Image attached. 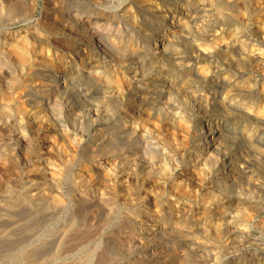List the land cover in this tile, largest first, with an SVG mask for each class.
<instances>
[{"label": "bare ground", "instance_id": "bare-ground-1", "mask_svg": "<svg viewBox=\"0 0 264 264\" xmlns=\"http://www.w3.org/2000/svg\"><path fill=\"white\" fill-rule=\"evenodd\" d=\"M1 1L0 57L17 59L16 72H1L7 85H12L10 91L21 112L17 120L7 122L3 128L12 141L26 142L32 129L43 137L50 150L66 153L63 144L58 145L51 136L59 124L61 110L70 111L65 107L64 96L82 74H95L97 78L105 75L108 45L120 55L127 54L119 61L121 73L107 79V96L102 97L103 104L120 103L124 114L117 128L110 129L114 135H105L108 154L98 164L103 182L94 181L92 170L87 167L79 169L77 177L93 189L91 197H82L84 203L99 207L115 196L125 213L146 216L134 222L125 236L114 237L113 231L98 236L100 243L134 248L135 256L121 264H180L177 257L186 252L201 264H264V247L260 248L264 240L248 234L256 216L264 214V184L253 180L251 156L247 157L246 150L222 153L224 122L216 114L221 109L264 125V6L258 11L263 14V20L259 18V39L247 37L238 25L221 28L215 25L220 22H215L200 44L180 56L175 51L184 35L206 28L209 21L221 14L218 4L224 3L229 11L232 0H173L156 27L150 20L158 0H143L151 8L146 12L138 6L140 0H72L70 6L66 4L69 0H52L55 13L59 14L57 20L80 41L69 48L52 38L33 42L31 34L16 33L19 25L29 24L30 30L35 27H31L28 17L34 5L25 0ZM49 17L52 19L47 15L46 21ZM113 23L135 28L140 25L150 33L142 34L143 41H136L119 31L115 41H110V33L105 30ZM82 47L87 49L84 54ZM167 64L177 68L176 73L166 72ZM183 97L189 101L188 106L183 104ZM127 98L134 103L130 105ZM129 109L134 112L132 115L126 112ZM165 138L184 148L178 146L179 150L168 153L162 143ZM191 139L194 145L188 148ZM247 143L249 154H254L255 149L263 156L264 136L252 133ZM154 152H159L160 159H152L153 163L148 164L147 159ZM42 162L30 166L40 168L47 160ZM51 180L48 177L45 181ZM244 180L252 187L239 188L248 196L240 200V195L230 191ZM36 193L37 199L42 198L41 191ZM240 218L243 220L239 221ZM213 231L219 238L215 250L203 243ZM166 236L177 238L180 247L169 253L161 242ZM251 241L258 246L256 249ZM245 244L255 250L254 255L245 254L251 258L237 253L243 251ZM69 245L73 252L69 258L79 255L74 252L75 244ZM257 249L263 250L259 253ZM95 257L91 251L87 260L79 264L108 262L105 257L95 262ZM64 261L63 264L69 262Z\"/></svg>", "mask_w": 264, "mask_h": 264}, {"label": "rangeland", "instance_id": "rangeland-1", "mask_svg": "<svg viewBox=\"0 0 264 264\" xmlns=\"http://www.w3.org/2000/svg\"><path fill=\"white\" fill-rule=\"evenodd\" d=\"M25 1L34 5V9L30 11L28 17L32 21L31 27L35 26L36 31L33 27L30 30L29 24H23L15 28L14 31L16 33L23 34V36L31 34L30 39L33 42H43L45 39L52 38L53 41L57 40L66 48L79 44L80 41L78 42L77 37L72 35L68 28L63 27V22L57 20L56 15L58 16L59 14L55 13L56 9L52 0ZM142 1L140 0L138 6H141L144 12L149 9L151 10L148 4ZM0 2L2 1L0 0ZM231 2V9L229 11L226 10L225 4L220 2L218 6L221 14H218L211 21L212 23L209 21L206 28L193 29L185 34V37L180 40L179 45L176 47L175 52L180 56L186 55L194 45L202 42L206 31L214 26H211V24L215 22H220L215 25L218 27L222 26L223 28H229V24L238 25L242 33L247 37L255 40L259 39V32H261L262 28V21L260 22V20H263L264 13L261 15V13L258 14V11L264 6V0H232ZM66 4L70 6L72 0H69ZM171 5H173V0H158L156 3L158 10L153 11L154 16L150 20V24L152 22L155 23V27L159 25L162 15H164L163 13H166L167 7ZM116 6H113V8L116 9ZM47 15L51 16L52 19L49 17L50 20L46 21ZM232 29L234 30L235 28ZM145 30L140 25L135 28L127 24L118 25L113 23L106 28L105 32L110 33V41H115V37L119 31L127 39L134 38L136 41H143L144 38L141 39L142 34L146 35L150 33V31L145 32ZM81 51L84 54L85 51L87 52V49L82 47ZM123 55L124 57L127 56V54L120 55L108 45V61L105 64L106 69L103 70L105 75L97 78L95 74H92L93 76L87 73L82 74L76 79L75 87L64 96L67 100L65 107L67 106L70 111L64 112L61 110L60 115L57 117L59 124L51 136L58 145L63 144L66 153H59L53 148L50 150L47 143L42 141L43 137H39L38 133L32 129L28 133L26 142L24 143L12 141L9 134L3 130L4 125L7 122L17 120L21 112L19 111L18 104H16L15 95H12L10 91L12 85H7L8 80L1 77V72L4 70L16 72L17 67L14 62L17 59L14 57H0V264H63L64 260L69 261L68 263L66 261V264H70L73 260L71 264H74L76 261L79 264V262L84 263L87 260L86 257H88V253L91 251L94 253V256L98 257H95V262L99 258L105 257L108 261L106 264L110 262V264H121L131 260L135 256L134 248L128 245L124 247L128 246L129 248H124L123 246L114 248L109 243L107 245L102 242L100 243L101 240L99 238L103 234L112 233L111 231H113L112 235L114 234V237L120 238L134 226V222L141 218L143 219L146 215L134 216L131 215V212L125 213L122 207L117 205L119 202L115 196H113L114 200L111 202L104 201L101 203L102 206L99 207H94L90 203H84L81 199L91 197L93 189H91V186H88L85 180L78 178L81 171L79 169L87 167L92 170L94 181L103 182V174L98 169V164L108 154V152L106 153V137L110 138L114 135L110 132V129L112 131L113 127L117 128L124 114L122 111L123 106L117 101L109 105L107 103L103 104L102 100L107 96V79L109 77L112 78L113 74L121 73L122 71L119 61L121 58H124ZM96 59L98 60V58ZM167 65H165L166 69L164 68V70L170 74L176 73L178 70L172 64H170L171 66ZM36 73L39 74L38 70ZM42 73H44V70ZM180 100L179 102L182 103L183 101V104H187L188 106L189 101L187 103L186 98L183 97V100ZM125 101L129 104L134 103L130 99ZM131 111L132 109H129L126 112L132 115L134 112ZM219 111L216 114L222 119V123L224 122L225 131L222 139V153H232L242 149L246 150L247 157L251 156L250 169L253 173V180L263 185L264 154L262 156L260 152L255 153V149L253 148L254 154H249L248 147L250 144L247 143V139L252 133H255V136H264V125L258 123V121L254 123L251 119H247L248 117L228 114L221 109ZM128 114L127 116H130ZM262 125L263 128L261 127ZM107 127L108 132L106 133ZM40 142L44 145L42 144L41 146ZM170 142L171 139L169 141L166 138L162 141L164 143L163 147L168 153L170 151L175 152L174 149H177L178 146L179 149L184 148V145L180 143L177 145ZM193 145L194 140L191 139L187 142L186 146L191 148ZM121 149L123 148L121 147ZM158 153L154 152L150 155L151 157L147 159L148 164L153 163V161L157 162L160 159V154ZM152 159L155 160L152 161ZM43 160H47V163L40 168L30 166L31 163H44L42 162ZM48 177L53 178V180L50 182L45 181ZM87 179L90 181L89 178ZM38 181L40 182V186L38 185ZM251 184L248 180H244L240 183L242 187L239 186L235 190L232 189L233 191L231 190L230 194L240 195L239 199L241 200L246 195L240 189L247 186L250 188L252 187ZM36 190L41 191L42 198H36ZM247 198L248 196L243 200ZM241 220L243 218H240L239 221ZM248 229L249 235L253 234L254 237L264 240V214L256 216ZM161 240L165 244H162V246L166 247L169 253L178 246L180 247L178 239L175 237L166 236ZM218 240L217 234L213 231V233L203 239V243L206 247L215 250L218 246ZM71 243L75 244L74 247L76 249H74L76 251L74 252H79V255L76 254V256L69 258L68 255L73 254L70 249L72 247H68ZM210 243L212 244L210 245ZM251 243L255 244V246H252L254 249L258 247L253 241ZM214 245L217 246L214 247ZM247 246L249 244H245V247L242 248L243 251L237 252L238 255L242 254L251 258L245 254L254 255L255 250L251 246V248ZM263 247L260 246V248ZM263 249H257L256 251L260 253L258 250L262 251ZM177 258L180 264H201L200 262L198 263L197 259H195L196 257L191 253L188 255L186 252L185 255H180ZM213 264H219V261Z\"/></svg>", "mask_w": 264, "mask_h": 264}]
</instances>
